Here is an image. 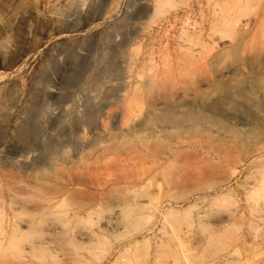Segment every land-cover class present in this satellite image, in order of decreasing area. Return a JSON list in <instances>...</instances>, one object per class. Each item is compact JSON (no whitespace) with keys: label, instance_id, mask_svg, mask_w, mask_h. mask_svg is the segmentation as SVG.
Wrapping results in <instances>:
<instances>
[{"label":"rangeland","instance_id":"374dc122","mask_svg":"<svg viewBox=\"0 0 264 264\" xmlns=\"http://www.w3.org/2000/svg\"><path fill=\"white\" fill-rule=\"evenodd\" d=\"M0 264H264V0H0Z\"/></svg>","mask_w":264,"mask_h":264},{"label":"bare ground","instance_id":"6f19581e","mask_svg":"<svg viewBox=\"0 0 264 264\" xmlns=\"http://www.w3.org/2000/svg\"><path fill=\"white\" fill-rule=\"evenodd\" d=\"M59 191V190H58ZM61 191V190H60ZM59 191V192H60ZM62 192H60V194H61ZM57 194V193H56ZM58 195V194H57ZM103 195V194H102ZM104 196V195H103ZM109 197H111V196H109ZM119 197H121V196H119ZM118 197V198H119ZM106 198V197H105ZM117 198V197H116ZM94 199V198H93ZM113 199V198H112ZM114 200H115V198H114ZM117 200H119V201H121V202H123V204L126 202V204H127V201H126V199H124V197L122 196V199H117ZM124 200V201H123ZM56 201H57V197L56 196H53V198H50V199H48V202L47 201H43L44 203H41L37 208L38 209H40V210H44V208H46V207H50L51 206V204H54V203H56ZM47 202V203H46ZM92 202V201H91ZM39 203H40V201H39ZM39 203H37V205L39 204ZM119 203V204H118ZM117 204H115V205H117V208H113V211H111V213L106 217V219L104 220V222H105V225L106 226H109V227H119V225H121V224H124V217L126 216V215H124V211H123V209H122V205L123 204H120V202H118ZM36 205V206H37ZM114 206V205H113ZM127 206V205H126ZM128 208V207H127ZM37 209V210H38ZM127 211H129V210H127ZM127 220H128V218H127ZM31 223H32V221L31 220H29V219H25V220H23V222H22V226L23 227H25V228H30L31 226ZM127 223V222H126ZM124 227H125V225H124ZM52 230V229H51Z\"/></svg>","mask_w":264,"mask_h":264}]
</instances>
